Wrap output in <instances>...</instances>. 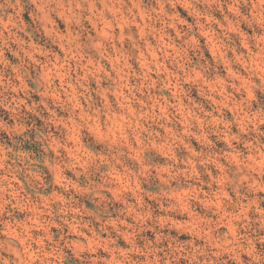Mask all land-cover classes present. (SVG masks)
<instances>
[{"label": "clouds", "instance_id": "9594fccd", "mask_svg": "<svg viewBox=\"0 0 264 264\" xmlns=\"http://www.w3.org/2000/svg\"><path fill=\"white\" fill-rule=\"evenodd\" d=\"M0 264H264V0H0Z\"/></svg>", "mask_w": 264, "mask_h": 264}]
</instances>
